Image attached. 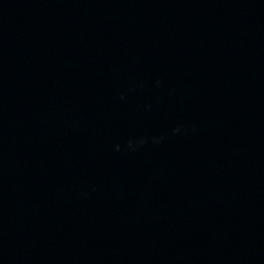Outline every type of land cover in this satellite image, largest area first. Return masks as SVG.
Masks as SVG:
<instances>
[{"label": "water", "instance_id": "95a60500", "mask_svg": "<svg viewBox=\"0 0 264 264\" xmlns=\"http://www.w3.org/2000/svg\"><path fill=\"white\" fill-rule=\"evenodd\" d=\"M0 264H264V0H0Z\"/></svg>", "mask_w": 264, "mask_h": 264}]
</instances>
